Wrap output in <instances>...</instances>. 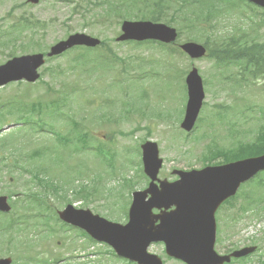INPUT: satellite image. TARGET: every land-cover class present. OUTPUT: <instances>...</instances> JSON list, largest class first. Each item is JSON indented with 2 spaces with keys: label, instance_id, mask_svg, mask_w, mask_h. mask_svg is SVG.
Masks as SVG:
<instances>
[{
  "label": "rangeland",
  "instance_id": "obj_1",
  "mask_svg": "<svg viewBox=\"0 0 264 264\" xmlns=\"http://www.w3.org/2000/svg\"><path fill=\"white\" fill-rule=\"evenodd\" d=\"M26 1L27 0H2L1 2L0 0V42L5 41L4 32L10 27L9 20L2 22V18L8 14L5 13L8 7H11L12 3L24 4ZM235 1L241 6V9H239L241 13L239 14L238 11L231 10L224 6L226 12L221 15V18L217 22L220 25L218 28L224 32L222 35L241 36V31L244 30V40L255 39L258 43H262L264 41V26L260 27L258 25L259 20L257 18V15L260 14V9H255L253 6L239 0ZM40 3L43 2H39L36 5L32 4V14L36 18L44 20L42 15L44 6ZM26 9L29 11V7ZM17 12L20 13L19 10H16L13 15L15 16ZM58 19L61 20L62 16H59ZM82 29L81 22L76 23V29L74 30L77 32ZM143 30L145 34H148L146 29ZM179 34L180 38L176 42V45L186 42L190 36L186 28L181 29ZM202 41L201 39V42L198 43H202ZM114 50L124 58V61L121 64L114 63L113 66L107 68V71L111 75V79L107 78L109 82L105 79H99L94 85L88 83V80L93 79L96 73H93L84 81H78V79L82 80L84 78L89 69L88 67H82L77 70L78 79L75 78L76 75H67L66 79L76 80V84L68 86V88L75 87L76 93L69 95L68 88L63 85L64 96L70 99V102L65 108L64 116L69 117L70 121H72L73 117L68 113V110L71 111L72 114L75 112V129L73 131V127L69 124L67 119L55 122L56 128L59 126L61 127L58 130H60L63 137H65L63 142L56 141L58 138L56 133H52L51 135L46 132L47 130L52 132V127L45 120V115L36 117L35 114H33V117L26 122L27 130L25 132L27 135L25 137L20 136L18 131L10 135L16 140V142L14 141L16 148L13 156H4L9 153V149H0V158L6 159V161L9 162L8 166H15V170L12 173L4 175L0 169V188L5 187L8 190L13 187L8 184L9 177H11L12 183L17 185V187H14L16 189L12 192L13 195L17 196V200H15L17 203L16 217L22 213L19 209V205L24 203V200L27 199L18 198H20L21 195V189L19 188L21 181L26 176L24 181L30 180L28 178L30 174L28 173V164L22 160L23 157L26 158L28 155H30L31 158H26V160L30 166H41V171L38 175L44 181L42 184L43 186L48 183H55L59 187L58 189H63L65 192L69 191L66 199L64 198V194L62 195L63 197L61 200L63 201L68 200L69 196H73L70 190H72L74 185L76 187V185L84 179L87 181L90 180L91 185L88 189L94 185L97 187V184L91 181L92 177L90 174L94 175L98 173L100 187L92 192L87 200L88 202L85 200H76L74 202L78 203V208L90 209L93 214H98L100 216H104L108 208H110L109 210L113 212L111 218L115 221H123L124 209L129 202V195L131 196L130 191L134 186L140 185L143 181L142 163L139 161L133 164L132 159L135 158V156L138 158L135 153L139 145V143H137V138L141 140L143 137H146L144 138L146 139L145 141H151L158 145L160 157L164 161L162 169L159 172V179H167L170 181L172 177L171 171L174 169L184 171L202 169L204 165L201 161V154L204 150V157H208L219 149L218 146L222 147L233 144V142H235V137H237L239 141L250 139L258 129V125L260 123L264 124V90L261 93L259 88L256 87V89L249 88L240 91L235 87L236 90L230 95L227 94L225 90L221 89L222 85L217 83L220 80V76H222V84L224 83L225 87L227 83L224 79L227 81H231L232 79L238 81L237 77L239 76L240 68L235 65H232L230 70L221 71L222 68L215 66L210 59L204 58L198 61H191L184 55L182 56L178 53L174 54L170 48H164V51L161 53L157 52L156 61L149 63L146 61V58L140 59L138 56L144 54L146 57L150 54L151 50L145 47L137 48L136 43L129 42H121L114 45ZM65 60L66 58L60 60L63 64V68L66 67ZM192 68H196L201 78L207 81L206 87L204 86V102L206 104L203 105V112L201 111L197 120V127H195L192 133L186 136L185 133L181 132L182 130L179 125L183 118L182 115L186 102V100L184 101V81L187 73L190 72ZM152 69L154 74H150ZM144 70L147 74H145ZM239 79L241 78L239 77ZM171 80L172 83L166 97L165 82ZM121 81L126 83L123 88L124 94L127 92L130 97L140 93H146L147 95L141 94L137 97L131 116L117 118L113 116L114 110L110 113V106L106 107V105L103 104L105 101L109 103L113 100L115 105H117V100L124 98L119 96V93L116 91V87ZM158 83L162 84L163 88L159 89ZM255 83L260 85V80H255ZM7 95L9 98L12 96L18 97L20 95L19 87L16 85L11 86L9 94L6 92V89L0 90V97H2L4 101H6ZM94 98L96 101L95 105L92 106ZM98 102H100L102 106L99 107L97 104ZM218 106H228L233 109V111H228ZM246 106L248 108H253L254 111H247ZM116 108L118 109L119 106H116ZM10 110V108L1 109L0 119L5 112H9ZM125 110H127V108ZM13 114L14 118H17L18 114L16 112ZM81 123H92L91 125L96 123L95 127L92 128L94 129L92 137L100 143L106 142L104 143L103 151L97 150V144H87L85 147L94 148L96 149L95 152L87 150L83 153L80 152V155L76 154V149L82 148V143L76 142V139L72 135H67V133H76V138H78V134L81 133L83 129L77 128L76 125ZM51 124H54L53 120ZM139 126L145 127V129L137 132L136 130L134 131V128H139ZM43 129L45 132H37ZM239 131L240 134L236 136ZM135 133H137V138L135 137ZM109 135L113 136V141L110 144L115 153L114 158L117 160L114 167L125 168L118 173L120 179H115L113 176L116 174L113 171L109 173L107 167L104 165L105 159L110 154V145L107 143V141H109L107 139ZM1 141L2 140H0V147L3 145ZM101 160H103L102 164ZM121 177H123V179L124 177L131 179L134 182L127 183L124 186L125 181L122 180ZM262 178L263 175H259L256 182H259ZM94 181L98 180L96 179ZM146 185L147 183H145L143 187ZM116 186L120 187V189H117L120 191V196H118L116 192H111ZM106 188H108V190L104 192ZM38 189L41 188H34L33 191L28 187L23 188L22 194L28 195L31 192L35 193ZM108 191L110 192L108 193ZM243 191L242 188L238 198L241 197ZM0 192L3 193L4 190H0ZM100 194H102V196ZM244 196L245 195L242 197ZM257 196H260L259 201L264 202V188L260 190V193H257ZM47 197H49L48 194L39 193L38 198L41 200V203L34 204V207L42 217L48 212L47 204L44 202ZM52 201L60 206L54 198H52ZM223 209L217 213V219L220 217ZM226 212H223V214ZM263 212L264 211L261 210L260 214ZM233 214L236 213L233 212ZM247 215L245 220V216H242L241 220H239L232 229L226 228V224L229 223L228 220L221 219L219 221V240L221 241L222 236L228 238L226 235L229 234H231V239L234 238V240H236L238 238L236 234L241 231L243 226V228H245L249 225L250 228H252L255 223L258 224V222L264 221V216L262 217L254 212H248ZM57 227V225H54L52 228L57 230ZM47 234L52 237L50 240L54 248H62L64 246L62 240L67 237L70 239L68 246L74 240V233L69 230L55 232L50 229ZM241 235L244 236V234ZM28 236L35 242L40 240V237L36 233H30ZM263 237L264 236H262L260 232L255 231H253L251 235L245 237L247 239H255L253 241H256L260 246L259 256H255L246 264H257L262 256H264ZM57 240L62 241L61 245L58 246L56 244ZM243 243H245V241H243ZM82 244H88L87 240L76 234V255L78 254L83 257L96 251V256L91 257L90 264H100V262L120 264L121 262H116L114 257L109 254L103 246H88L86 251H82V249H80ZM150 250L154 253H159L161 251L159 247L157 249L151 248ZM9 251L10 247L0 242V256L7 255ZM217 251L220 252L219 245ZM80 261L82 262L83 260L80 259ZM123 264H125V262H123Z\"/></svg>",
  "mask_w": 264,
  "mask_h": 264
},
{
  "label": "water",
  "instance_id": "obj_2",
  "mask_svg": "<svg viewBox=\"0 0 264 264\" xmlns=\"http://www.w3.org/2000/svg\"><path fill=\"white\" fill-rule=\"evenodd\" d=\"M264 8V0H247ZM36 2V0H34ZM157 39L164 43L176 38L174 29L157 26ZM190 57L198 58L205 54L201 45L188 43L181 47ZM20 77V76H17ZM16 77V78H17ZM189 101L181 128L190 131L197 118L203 95L199 92V80L193 72L189 76ZM145 173L151 178V188L136 195L130 209V228L110 226L105 220L89 211H77L67 207L59 213L60 218L73 226L87 231L94 239L109 244L118 256L138 264H162L146 249L151 242L163 241L166 253L182 259L186 264H224L229 257H219L214 252L216 224L214 215L229 197L235 195L241 183L249 180L257 172L264 170V155L230 163L222 167H208L203 171L181 173L180 180L174 184L161 182L158 189L153 185L161 167L156 144L142 146ZM147 194L151 195L145 202ZM175 207V211L161 218L154 227L146 221L145 213L155 208ZM10 207L6 197H0V211L7 212ZM109 225V226H108ZM116 228V229H115ZM244 253H234L240 257Z\"/></svg>",
  "mask_w": 264,
  "mask_h": 264
},
{
  "label": "trees",
  "instance_id": "obj_3",
  "mask_svg": "<svg viewBox=\"0 0 264 264\" xmlns=\"http://www.w3.org/2000/svg\"><path fill=\"white\" fill-rule=\"evenodd\" d=\"M144 2L146 12L144 18L150 19L153 23H175L181 29L186 28L192 40H203V44L210 52L209 58L215 60L218 66L222 64L221 67L225 68L231 64L240 63L242 72H247L245 78L249 80L252 79V74H263L264 42L258 43L255 39L244 40L243 31H241V36H228L227 34L224 37L215 36L216 30L220 26L217 22L221 15L226 12L224 6L234 5L233 0H182V5L173 10H170V8L175 3V0H163L161 2L144 0ZM180 14L182 23L177 20V16ZM259 20L258 25L260 27L264 26V14L259 15ZM248 68L252 69L251 73H249ZM248 85L249 83H246L245 86ZM248 110L254 111L251 107ZM83 136L82 133L79 135L80 138H85L83 140H86V137ZM261 154H264V124L258 126V130L250 140L239 141L230 149H218L213 159L220 158L222 163H224ZM252 183L255 184V187L256 185L259 186L253 180L248 184ZM23 209L30 210L32 208L29 205H24Z\"/></svg>",
  "mask_w": 264,
  "mask_h": 264
},
{
  "label": "flooded vegetation",
  "instance_id": "obj_4",
  "mask_svg": "<svg viewBox=\"0 0 264 264\" xmlns=\"http://www.w3.org/2000/svg\"><path fill=\"white\" fill-rule=\"evenodd\" d=\"M57 9H58V12L60 13V12H61L60 8H58V7H57ZM60 208H61V209H63V208H64V205H63V206H61ZM161 248L163 249V248H164V246H163V245H161ZM61 263H62V262H61Z\"/></svg>",
  "mask_w": 264,
  "mask_h": 264
},
{
  "label": "bare ground",
  "instance_id": "obj_5",
  "mask_svg": "<svg viewBox=\"0 0 264 264\" xmlns=\"http://www.w3.org/2000/svg\"><path fill=\"white\" fill-rule=\"evenodd\" d=\"M64 225H70V224L64 223Z\"/></svg>",
  "mask_w": 264,
  "mask_h": 264
}]
</instances>
